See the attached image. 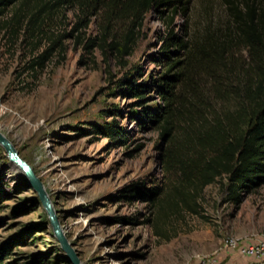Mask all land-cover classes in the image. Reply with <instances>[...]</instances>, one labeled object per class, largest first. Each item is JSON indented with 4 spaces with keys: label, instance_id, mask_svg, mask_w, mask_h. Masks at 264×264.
<instances>
[{
    "label": "rangeland",
    "instance_id": "obj_1",
    "mask_svg": "<svg viewBox=\"0 0 264 264\" xmlns=\"http://www.w3.org/2000/svg\"><path fill=\"white\" fill-rule=\"evenodd\" d=\"M220 3L192 0L187 15L175 17L172 25L166 19L169 8L149 12L125 63L98 48L84 57L82 46L70 39L66 58L55 54L37 79L26 67L47 46V38L32 50L23 32L18 37L9 33L5 22L13 11L1 19L0 130L44 182L84 264L254 263L249 256L227 250L224 240L228 236L264 239V184L236 206L224 200L223 181H217L189 200L198 210L193 212L179 200V171L164 170L163 148L168 143L158 129L143 128L134 120L136 98L119 89V81L135 66L142 67L146 79L161 70L154 60L169 29L179 33L185 24L200 27L208 9L220 18L224 15ZM75 21L74 11L65 10L54 30H70ZM98 33L93 22L87 35ZM236 57L248 62L250 53L244 43L236 46ZM149 99L150 103L158 100L153 93ZM114 108L121 115L114 116ZM114 117L130 133L126 143L114 144L108 137L84 135L78 129ZM137 182L163 185L160 201L151 206L123 198L124 191ZM119 216L132 219L130 223L108 220ZM148 217L150 222L140 223ZM9 244L13 252L5 263L72 264L37 191L0 144V248Z\"/></svg>",
    "mask_w": 264,
    "mask_h": 264
},
{
    "label": "trees",
    "instance_id": "obj_2",
    "mask_svg": "<svg viewBox=\"0 0 264 264\" xmlns=\"http://www.w3.org/2000/svg\"><path fill=\"white\" fill-rule=\"evenodd\" d=\"M191 1L0 0V21L12 10L5 22L9 33L18 37L23 32L32 50L47 38V46L26 67L37 79L55 54L66 58L70 39L82 46L84 57L98 48L125 63L149 12L169 8L166 19L172 25L175 17L187 15ZM220 4L224 12L220 18L208 9L200 27L191 29L185 24L179 33L169 29L154 60L160 71L146 79L142 67L135 66L119 81V89L136 98L137 111H131L134 120L143 128L158 129L168 143L163 148L164 170L179 171V200L195 213L198 210L189 200L217 181H223L224 200L236 206L264 184V0H221ZM65 10H73L76 21L70 30L56 33L54 28ZM93 22L99 31L96 36L87 35ZM240 43L250 53L248 62L236 57ZM152 93L158 98L155 103H150ZM114 111V116L121 115L118 108ZM78 129L84 135L108 137L114 144L126 143L130 137L115 117ZM164 191L163 185L137 182L124 191L123 198L153 206ZM131 219L108 218L126 223ZM150 221L148 217L140 223ZM12 252L11 244L1 247L0 264H9L5 261Z\"/></svg>",
    "mask_w": 264,
    "mask_h": 264
},
{
    "label": "water",
    "instance_id": "obj_3",
    "mask_svg": "<svg viewBox=\"0 0 264 264\" xmlns=\"http://www.w3.org/2000/svg\"><path fill=\"white\" fill-rule=\"evenodd\" d=\"M0 144L7 151L11 161L17 164V166L25 173L29 179L32 187L37 191L39 198L47 211L54 234L57 237L62 249L72 262V264H84L78 251L75 249L73 243L67 237L57 215V212L53 206L51 197L47 191V188L42 179L37 175L33 166L25 160L16 149L13 142L0 130Z\"/></svg>",
    "mask_w": 264,
    "mask_h": 264
},
{
    "label": "built area",
    "instance_id": "obj_4",
    "mask_svg": "<svg viewBox=\"0 0 264 264\" xmlns=\"http://www.w3.org/2000/svg\"><path fill=\"white\" fill-rule=\"evenodd\" d=\"M224 246L232 253L249 256L253 264H264V239H244L239 236H228Z\"/></svg>",
    "mask_w": 264,
    "mask_h": 264
}]
</instances>
